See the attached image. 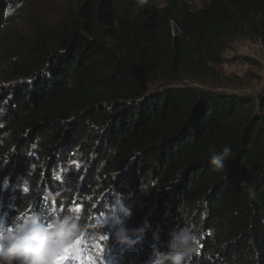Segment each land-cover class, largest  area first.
I'll return each mask as SVG.
<instances>
[{"label": "trees", "instance_id": "1", "mask_svg": "<svg viewBox=\"0 0 264 264\" xmlns=\"http://www.w3.org/2000/svg\"><path fill=\"white\" fill-rule=\"evenodd\" d=\"M236 38L264 44V0H0V213L147 222L125 264L185 227L186 264H264V90L208 85Z\"/></svg>", "mask_w": 264, "mask_h": 264}, {"label": "clouds", "instance_id": "2", "mask_svg": "<svg viewBox=\"0 0 264 264\" xmlns=\"http://www.w3.org/2000/svg\"><path fill=\"white\" fill-rule=\"evenodd\" d=\"M230 154L228 146L219 152L211 151L209 163L213 171H225V161ZM8 183L5 178L4 186L7 187ZM50 197L51 193H47L45 199ZM120 204L123 216H129V208L122 201ZM97 226H100L99 222L82 225L76 211L59 215L50 209L47 217L41 218L37 212L16 209V215L11 220L6 216L0 217V264H57L66 248L84 236L86 227ZM148 227L145 222L140 227L130 228L120 218L115 222L114 239L128 246L135 245ZM169 236L168 251L160 252L153 248L151 264H186V257L195 251L197 238L190 228L173 229ZM74 252L79 255L80 249L74 248Z\"/></svg>", "mask_w": 264, "mask_h": 264}, {"label": "rangeland", "instance_id": "3", "mask_svg": "<svg viewBox=\"0 0 264 264\" xmlns=\"http://www.w3.org/2000/svg\"><path fill=\"white\" fill-rule=\"evenodd\" d=\"M245 58L253 60L257 65L253 64L252 61L245 60ZM212 66L218 74L217 79L220 83L213 80L208 85L217 90L251 95L264 90V44L258 40L250 38L234 39L230 47L223 51ZM17 185L15 180L8 184L10 188H16ZM5 201L8 205H11V203H8L9 200ZM52 202L50 207H52ZM76 206L73 205L67 208V212L73 211ZM60 212L61 208H58L57 213L62 215ZM77 213L79 214L80 211ZM3 216L9 218V213L1 212L0 217ZM45 217H47V214ZM95 218H98L100 224L108 223L111 227L116 222V218L112 213L101 214ZM88 232L86 228L84 236L66 248L61 257L58 258L57 264H125L122 251L124 253L129 250L130 246L122 245V243L110 245L108 239L100 233L95 232L89 235ZM74 248L80 249L79 255L74 252Z\"/></svg>", "mask_w": 264, "mask_h": 264}, {"label": "snow or ice", "instance_id": "4", "mask_svg": "<svg viewBox=\"0 0 264 264\" xmlns=\"http://www.w3.org/2000/svg\"><path fill=\"white\" fill-rule=\"evenodd\" d=\"M73 163L76 165L77 168L79 167L78 162H73ZM3 185H4V182H3ZM7 186H8V185H7ZM23 191H24V192H28V191H29L26 182H25V184L23 185ZM73 211L79 212V211H80V206L77 205L76 208L73 209ZM197 251H198V250H197Z\"/></svg>", "mask_w": 264, "mask_h": 264}]
</instances>
